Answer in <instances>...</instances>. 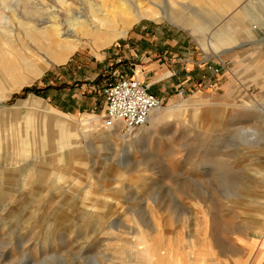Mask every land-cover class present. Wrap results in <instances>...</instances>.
<instances>
[{
  "label": "rangeland",
  "instance_id": "obj_1",
  "mask_svg": "<svg viewBox=\"0 0 264 264\" xmlns=\"http://www.w3.org/2000/svg\"><path fill=\"white\" fill-rule=\"evenodd\" d=\"M152 48L130 133L103 87ZM263 234L264 0H0V264H236Z\"/></svg>",
  "mask_w": 264,
  "mask_h": 264
},
{
  "label": "built area",
  "instance_id": "obj_2",
  "mask_svg": "<svg viewBox=\"0 0 264 264\" xmlns=\"http://www.w3.org/2000/svg\"><path fill=\"white\" fill-rule=\"evenodd\" d=\"M105 113L109 120H121L129 131L144 126L151 114L163 108V101L138 77L116 74L103 87Z\"/></svg>",
  "mask_w": 264,
  "mask_h": 264
},
{
  "label": "crops",
  "instance_id": "obj_3",
  "mask_svg": "<svg viewBox=\"0 0 264 264\" xmlns=\"http://www.w3.org/2000/svg\"><path fill=\"white\" fill-rule=\"evenodd\" d=\"M121 33L124 34L125 30H123V32ZM136 51L139 52V50H136ZM155 51L156 49L152 48L151 52L148 53L153 58H148L143 61L137 60L135 67H131V64H130L131 62L130 63L126 62V65H127L126 67L125 65H123V66H119L120 69L119 68H116V69L119 70V72H121L125 76H130V77L136 76L143 80L145 79V75H148L151 69L159 68V67L165 66L166 64L164 61L160 59L157 60L158 57L156 56ZM112 53H114V51L113 52L108 51L105 54L106 56H110ZM124 53H125L124 57L126 58H129V57L132 58L133 55H137L135 52V49H132L131 47L128 50V52L125 51ZM137 58L139 59L140 57L137 56ZM132 59L135 60V58H132ZM235 263L236 264H264V234L259 235L255 238L249 239L247 243L244 244V252L242 256L239 259H237ZM202 264H224V263L214 262V263H202Z\"/></svg>",
  "mask_w": 264,
  "mask_h": 264
},
{
  "label": "bare ground",
  "instance_id": "obj_4",
  "mask_svg": "<svg viewBox=\"0 0 264 264\" xmlns=\"http://www.w3.org/2000/svg\"><path fill=\"white\" fill-rule=\"evenodd\" d=\"M249 13V12H248ZM250 15V14H249ZM250 17H251V15H250ZM245 18V17H244ZM253 19H255V17L253 18ZM247 20V19H246ZM161 111V109H159V110H156V111H154L152 114H151V116H150V118H149V120L151 119V117L153 116V118L152 119H156V118H158V115H159V112ZM43 126V125H42ZM46 127V126H45ZM130 133H132V132H134V131H129ZM177 264H179V262H177Z\"/></svg>",
  "mask_w": 264,
  "mask_h": 264
}]
</instances>
